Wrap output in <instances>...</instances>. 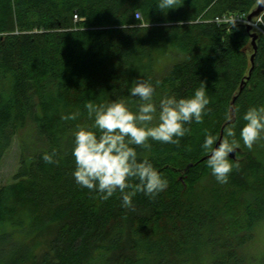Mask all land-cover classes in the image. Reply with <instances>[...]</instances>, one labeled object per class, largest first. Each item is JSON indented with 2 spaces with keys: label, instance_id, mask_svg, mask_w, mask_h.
Here are the masks:
<instances>
[{
  "label": "trees",
  "instance_id": "obj_1",
  "mask_svg": "<svg viewBox=\"0 0 264 264\" xmlns=\"http://www.w3.org/2000/svg\"><path fill=\"white\" fill-rule=\"evenodd\" d=\"M258 1L181 0L162 11L158 0H0V160L14 137L20 150L0 185V264H264L244 252L264 223V136L251 150L239 137L243 114L264 105V36L247 79L246 26L211 21L247 16ZM137 78L156 87L157 105L203 81L210 104L178 144L137 148L168 188L137 192L125 207L118 191L103 200L75 182L72 148L77 124L92 123L84 104L127 98ZM77 111V120L61 119ZM230 124L247 160L229 157L221 184L199 160L205 138L196 141L224 125L223 140Z\"/></svg>",
  "mask_w": 264,
  "mask_h": 264
},
{
  "label": "clouds",
  "instance_id": "obj_2",
  "mask_svg": "<svg viewBox=\"0 0 264 264\" xmlns=\"http://www.w3.org/2000/svg\"><path fill=\"white\" fill-rule=\"evenodd\" d=\"M264 4V0H259ZM181 0H158L162 11L176 9ZM139 17H137L138 19ZM128 97L84 104L91 124H77L74 132L72 156L73 177L83 188L94 191L101 199L108 200L117 191L122 204L129 207L137 192L150 197L168 188V179L147 158L137 152L138 147L147 148L150 141L178 144L185 137L192 123L202 124L208 112L210 97L205 82H201L191 95L164 94L158 105L154 101L156 87L150 80L140 78L132 81ZM80 112L63 115L64 121H75ZM243 127L239 131L243 145L251 150L264 136V105L251 106L243 114ZM231 120V117H226ZM226 138L216 147L218 137L205 136L202 148L208 152L207 165L218 183L226 184L233 164L229 154L240 143L235 139V124L224 128ZM44 159L52 163V156ZM136 178L138 183H130ZM131 189V191H126Z\"/></svg>",
  "mask_w": 264,
  "mask_h": 264
},
{
  "label": "rangeland",
  "instance_id": "obj_3",
  "mask_svg": "<svg viewBox=\"0 0 264 264\" xmlns=\"http://www.w3.org/2000/svg\"><path fill=\"white\" fill-rule=\"evenodd\" d=\"M146 25L148 24L144 22L140 23V26H146ZM246 50L247 53L250 55L252 51V46L250 45V43L247 44ZM209 129L212 130V128L210 127L207 130ZM202 133L204 134V132ZM205 136L206 133L204 135L202 134L197 135L198 139L196 141V146L201 145V143L199 144L200 142L199 140L202 139L203 137L205 138ZM19 156H20V150H19L18 139L17 137H14L10 147L7 149V151L4 153L3 157L0 160V185L10 182L12 180L16 170L18 169ZM246 158L247 157L242 156L241 154L240 155L235 154V157L232 159H234L236 162H238L239 165H241L247 160ZM44 247L45 245H42L41 250H43ZM244 252L247 258H253L256 261H260L264 258V223H262L256 229L253 240L244 247Z\"/></svg>",
  "mask_w": 264,
  "mask_h": 264
},
{
  "label": "built area",
  "instance_id": "obj_4",
  "mask_svg": "<svg viewBox=\"0 0 264 264\" xmlns=\"http://www.w3.org/2000/svg\"><path fill=\"white\" fill-rule=\"evenodd\" d=\"M142 19V16L140 12L136 11L135 12V18L137 19ZM74 20H78V16L75 14L74 15ZM199 20H195V22H198ZM204 21H210V20H204ZM217 25L220 24H236V23H241V24H248L247 16L245 14H239V13H224L222 15L216 16L211 20ZM251 21V27L253 31H256L258 34H261L264 36V10L256 17H254Z\"/></svg>",
  "mask_w": 264,
  "mask_h": 264
},
{
  "label": "water",
  "instance_id": "obj_5",
  "mask_svg": "<svg viewBox=\"0 0 264 264\" xmlns=\"http://www.w3.org/2000/svg\"><path fill=\"white\" fill-rule=\"evenodd\" d=\"M264 10V4H261L259 1L257 3V5L250 11V13L247 15V22L248 24H246V29L247 31L249 32L250 34V38H251V41H250V45L252 46L253 48V53L250 55V61H251V67L249 69V73L247 75V79L249 78L252 70H253V67H254V64H253V58H254V54H255V50H256V39L258 37V33L257 32H254L252 30V27H251V21L254 17L258 16L262 11ZM244 81V80H243ZM242 87H240L239 91L241 90ZM235 100V97L233 98L232 100V103L234 102ZM224 126V125H223ZM223 126L221 127L220 129V133H219V138L216 142V144H214V147H216L219 142L222 140V136H223ZM238 151V149L234 152V153H230L229 154V157L230 158H234L235 157V154L236 152ZM205 159H208V154L207 155H204L203 157H201L199 160L200 161H203Z\"/></svg>",
  "mask_w": 264,
  "mask_h": 264
}]
</instances>
